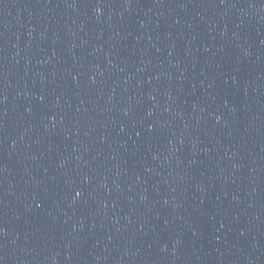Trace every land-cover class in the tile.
Segmentation results:
<instances>
[{"label":"water","instance_id":"water-1","mask_svg":"<svg viewBox=\"0 0 264 264\" xmlns=\"http://www.w3.org/2000/svg\"><path fill=\"white\" fill-rule=\"evenodd\" d=\"M0 264H264V12L0 0Z\"/></svg>","mask_w":264,"mask_h":264}]
</instances>
